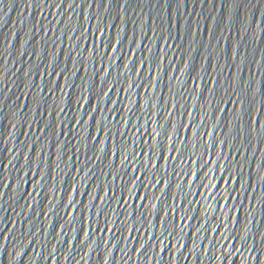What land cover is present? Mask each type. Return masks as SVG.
I'll return each mask as SVG.
<instances>
[{"label":"water","instance_id":"obj_1","mask_svg":"<svg viewBox=\"0 0 264 264\" xmlns=\"http://www.w3.org/2000/svg\"><path fill=\"white\" fill-rule=\"evenodd\" d=\"M32 3L0 2V264H264V0Z\"/></svg>","mask_w":264,"mask_h":264},{"label":"snow or ice","instance_id":"obj_2","mask_svg":"<svg viewBox=\"0 0 264 264\" xmlns=\"http://www.w3.org/2000/svg\"><path fill=\"white\" fill-rule=\"evenodd\" d=\"M0 2H2V0H0ZM47 3H48V0H40L39 3H36L35 0H33L32 6L35 7V8L37 9V11H42L43 5H45V4H47ZM63 3H64V0H61V3L55 4L54 6H55L56 8L62 9V8H63ZM101 6H102V5H101ZM169 7H170V5H169ZM225 7H227V0H225V3L221 5V8H225ZM235 7H236L237 9H239V7H240L239 3H236ZM40 30L43 31V30H44L43 27H41ZM17 40H19V34H17ZM81 55H82V54H81ZM53 58H55V54H54ZM68 58L71 59V57H68ZM233 58L235 59V54L233 55ZM49 67H52V68L54 69V68L56 67V65H54V64H50ZM83 67H84V64L81 63V68H83ZM64 71H65V70L62 69V70H60L59 72L53 71V72H51V73H47V74H48V75L63 76V75H64ZM25 75H26V76H30L31 73H25ZM252 83H253V82H252L251 80H249V81H247V82H244L243 80H241V84L244 85V88L242 89V92L244 93V95H247L248 93H251L253 97L255 96L256 93L252 90ZM260 83H261V89H264V81H261ZM59 87H60L59 84H56V88H59ZM41 91H44V89H41ZM61 91H63V90H61ZM47 92H48L49 94H52V93L55 92V89H54V88H48V89H47ZM103 94H104L105 96L108 95L107 92H105V93H103ZM261 94L264 95V92H262ZM38 95H39V94H38ZM244 95H240L239 93H237V96L239 97L238 101L229 100L228 103H237V102H239L241 105H243L244 102H245V100H244ZM37 102L39 103V100H38ZM112 102H113L114 104L116 103V101H112ZM247 103H248V105H249L248 111H249V114L251 115V113H252V105L254 104V100H248ZM220 110H221V111H224V112L227 111L226 108H225V109H220ZM92 111H100V109H99V107H96V108L92 109ZM114 111H117V113H118L119 110L114 109ZM60 112H61V113L63 112V109H62V108L60 109ZM85 115H89V116H91V115H92V112H85ZM74 119H76V124H77L78 126H82V125L85 124V122L82 121V120L79 119V118L74 117ZM92 119L95 121V117H94V116L92 117ZM104 119H105L104 117H101V120H99V121H95L96 126H97V128H98V131H100V132H104V131H105V127H106V126H105V124H104ZM129 123H130V121H129ZM251 123H252V121L250 120V121H249V124H251ZM255 124H256V129L258 130V129L260 128V119H259V117L256 118V120H255ZM189 127H190V126H189ZM173 129H174V131H175V125H173ZM253 130H254V129L250 128V129H249V133L251 134V132H252ZM53 131H55V130L53 129ZM60 134L63 135V134H65V133H63V131H61ZM0 135H2V134H0ZM109 135L111 136V133H109ZM158 135H160V134L158 133ZM91 139L98 140L99 138H98V137H91ZM65 146H66V145H65ZM123 147H124V149H126V148H127V145H124ZM160 147H161V149H163V145H162V144L160 145ZM32 148H33V151H35V147H34V145L32 146ZM149 148H150V152H149L148 159H147V165H145V167H147L148 165H151V164H152V155H153V152H152V145H151V144H149ZM173 150H176L175 147H174V145H173ZM9 151H13V150H12V149H9ZM100 151H101V152L104 151V149H103V145H102V142H101V148H100ZM115 154H116V155H119V152H117V153H115ZM140 155L143 156V152H141ZM97 158L99 159V157H97ZM104 158L106 159L107 157H104ZM160 158H161V159H172V157H170V156H169V157L164 156V155H163V151L160 152ZM177 158H179V157H177ZM4 159H6V157H4ZM25 159H26V161H27V165H22V166H20V168L17 169L18 171H22V170L24 169V167H27V168L29 169V171L32 170L33 162H32V160H31V158H30V157H25ZM124 161H128V163H127V165H126L127 167H132V165H133L134 163H136V153L133 152L131 160H129V157H128L127 155H125V156H124ZM5 167H6V165H5L3 162H0V169H3V168H5ZM7 167H15V164L13 163L12 160H9V161H8ZM258 167H260V168H264V160H262V161L260 162V164L258 165ZM155 168L158 170V169H159V165H155ZM79 170H80V169H77V171H79ZM135 171H140V168H136ZM34 174H36V175H43V174L41 173L39 167H36V169H35V173H34ZM109 174H111V173H109ZM49 175L51 176V168L49 169ZM125 175H127V173H125ZM192 175H193V176H196L198 179H203V178H204V177H200V176L198 175V173H196V172H193ZM2 179H3V180H7V177H4V178H2ZM145 179L152 180V179H154V175H153V176H147V175H146V176H133L131 179H129V180L127 181V184H131V185L133 186L132 189H129V191H130V197H129V198H130V199H131L132 196H136L138 199H140V200H142V201H143V200H147V199L149 198L148 195L140 196L139 193L135 191V188H136V187H148V188H154V187H156L157 184H160V183H165V184H167V183H168L167 181L155 180V183H149V184L146 185V184L144 183V180H145ZM229 180H231V177H229ZM22 182H23V180L21 179V183H22ZM137 182H139V183H137ZM237 182H239V177L237 178ZM29 183H32V182L29 181ZM36 184H40V182L37 181ZM2 186H3V188H5V189H11V187H12L11 183H3ZM35 186H36V185H34V187H35ZM205 187L207 188L208 186H205ZM213 187H218V185H213ZM109 191H110V189H109ZM0 195H6V193L0 192ZM93 198H94V199H100L99 196H96V197H93ZM114 198H115V197H110V199H114ZM69 199H70V198H69ZM72 206H73L72 203H70V204H68V205H65V207H72ZM92 207H95V205H92ZM140 207H141V209H143V208L145 207V205L141 204ZM51 211H52V208H49V212H51ZM37 215H47V213H44V212L42 211V212H40V213H37ZM158 219H161V218L158 217ZM9 222L11 223V221H9ZM81 222L83 223V217H81ZM69 223H71V221H69ZM161 223L165 226V228H167V227L169 226L167 220H161ZM61 227H63V225H61ZM172 227L174 228L175 225H172ZM12 231H13L12 229H7V230H4V231H0V237H3L5 240H7V239H9V237L6 235V232H12ZM81 231H83V229H81ZM198 231H199V230H198ZM170 234H171V233H170ZM33 235H34V234H33ZM84 235L87 237V236L90 235V233L85 232ZM13 239H14V237H13ZM141 247H143V245H142ZM233 248H235L234 245H233ZM239 251H240V250L236 249V250H235V253H233V252H229L228 255L223 256L222 259L227 260L229 256H231V255H233V254H238ZM24 254L26 255V253H24ZM15 255H16V258H17V259H20V260L22 261V259H21V254H20V253H16ZM46 258H47V259H52V256L49 255V256L46 257ZM256 260L259 262V256H256ZM9 264H12V262H9ZM105 264H107V261H105ZM233 264H235V261H233Z\"/></svg>","mask_w":264,"mask_h":264}]
</instances>
